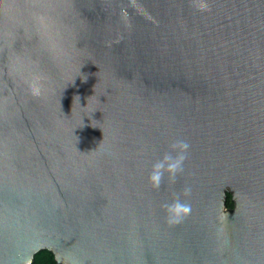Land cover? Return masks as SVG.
<instances>
[{
    "label": "water",
    "instance_id": "1",
    "mask_svg": "<svg viewBox=\"0 0 264 264\" xmlns=\"http://www.w3.org/2000/svg\"><path fill=\"white\" fill-rule=\"evenodd\" d=\"M205 2L0 0V264H264V0Z\"/></svg>",
    "mask_w": 264,
    "mask_h": 264
},
{
    "label": "clouds",
    "instance_id": "2",
    "mask_svg": "<svg viewBox=\"0 0 264 264\" xmlns=\"http://www.w3.org/2000/svg\"><path fill=\"white\" fill-rule=\"evenodd\" d=\"M191 3L198 11L208 9L205 0H191ZM190 147L187 140L175 139L168 145V149L152 162L148 174V183L152 189L159 190L166 178L169 184L176 183L177 177L185 170ZM191 194V186L185 185L181 191L172 194L170 201L161 204L168 226H177L191 215L192 205L188 202Z\"/></svg>",
    "mask_w": 264,
    "mask_h": 264
},
{
    "label": "trees",
    "instance_id": "3",
    "mask_svg": "<svg viewBox=\"0 0 264 264\" xmlns=\"http://www.w3.org/2000/svg\"><path fill=\"white\" fill-rule=\"evenodd\" d=\"M227 206L228 207H233L234 206V201L232 199V194L229 193L228 194V198H227ZM33 264H60L56 261L54 254L52 252L49 251H44L39 253Z\"/></svg>",
    "mask_w": 264,
    "mask_h": 264
}]
</instances>
